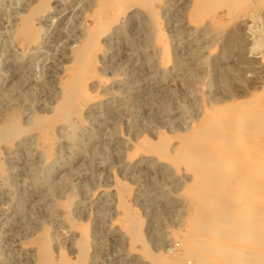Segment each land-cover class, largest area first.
<instances>
[{
    "label": "rangeland",
    "instance_id": "rangeland-1",
    "mask_svg": "<svg viewBox=\"0 0 264 264\" xmlns=\"http://www.w3.org/2000/svg\"><path fill=\"white\" fill-rule=\"evenodd\" d=\"M184 1L155 0L156 19L146 7L133 4L118 11L112 23L109 14L115 8L97 14L95 0L52 1L48 15L36 20L38 42L22 46L14 37L16 25L37 0H0V122L13 108L21 112L25 127L37 115L51 114L61 73L71 64L70 49L79 44L81 32L93 25L96 14L110 24L100 34L95 75L87 81L93 98L80 110L82 126L72 136L63 125L48 132L56 148L50 159L40 155L31 131L10 145L0 143V264L32 263L28 242L45 228L54 254L62 250L74 256L70 244L75 235L66 231L63 213L53 204L70 188L76 193L72 217L87 227L88 264H165L142 256L140 243L132 249L118 229L112 188L119 181L131 190L126 200L141 219L152 252L166 258L183 253L181 192L189 170L142 152L137 141H154L159 132L183 133L210 106L222 114L238 109L245 118L259 116L253 131L264 134V0L235 14L208 0L196 19ZM229 36L235 40L234 52L220 64L238 68L239 94L215 101L222 87L219 63L212 60ZM183 261L195 264L190 256Z\"/></svg>",
    "mask_w": 264,
    "mask_h": 264
},
{
    "label": "bare ground",
    "instance_id": "bare-ground-1",
    "mask_svg": "<svg viewBox=\"0 0 264 264\" xmlns=\"http://www.w3.org/2000/svg\"><path fill=\"white\" fill-rule=\"evenodd\" d=\"M52 1L56 2L37 0L36 4L21 15L14 35L19 44L28 46L38 42L40 26L36 20L45 17ZM154 1L95 0V4L98 6L97 14L101 10L115 8L114 11L111 10L113 14L108 15L112 23L117 19L118 11L122 12L133 4L146 7L147 13L156 19L157 12L151 6ZM207 1L185 0L183 5L189 8L190 18L196 19L202 14L204 2ZM215 1L219 2L218 4L222 3L234 14L255 2V0ZM97 14L92 16L95 20L93 25L85 27L81 32L79 44L70 49L71 64H68L69 66L61 73L63 75L59 89L57 88L58 96L51 114L35 115L33 122L25 127L27 125L23 126L19 121L20 111L16 108L10 109L0 122V143L10 145L15 137L31 131L35 134L40 155L50 159L56 148L53 139L55 136L48 132L55 130L58 125H63L70 129L69 134L72 136L82 126L80 110L93 98L88 93L87 81L95 75L100 34L109 24L99 19ZM234 42V38L229 36L223 49L212 60L215 64L219 63L217 79L220 80L219 85L222 87L220 88L222 90L218 89L214 93L217 96L215 101L232 99L239 94L238 84L234 80L242 77L238 73V68L234 65L220 64L221 59H226L234 52ZM166 56L164 54V57ZM219 110V107H204L201 116L191 122L189 129L183 133L168 136L159 132L154 141L146 138L137 141L139 142L137 146L142 152L144 149L155 153L156 157L166 160L170 166L178 169L182 164L184 165L182 168L189 170L190 180L185 183L183 189L181 188L186 208L184 228L178 235L183 248V253H179L181 255L175 254L173 258H170L171 255L166 258L167 255L165 257L161 253L152 252L145 243L141 219L126 200L131 190L120 181L112 188L116 194L118 229L127 236V243L132 249L135 244L140 243L142 256L147 257L152 263L185 264L184 257L190 256L195 259V264H264V134L255 136L253 131L260 118L259 116L245 118L244 112L238 109L226 114L220 113ZM173 138L176 140L173 141ZM1 169L3 171L0 165ZM68 190L62 199L53 204L63 213L66 231L75 235L70 244L74 256L69 257L62 250L54 254V242L51 243L49 230L45 228L28 242V248L32 251L30 255L33 256L30 264H88L90 246L87 227L73 219L72 210L76 193L71 188Z\"/></svg>",
    "mask_w": 264,
    "mask_h": 264
}]
</instances>
